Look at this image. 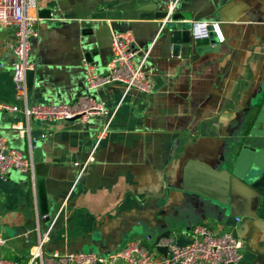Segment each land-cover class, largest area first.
<instances>
[{"label":"crops","instance_id":"1","mask_svg":"<svg viewBox=\"0 0 264 264\" xmlns=\"http://www.w3.org/2000/svg\"><path fill=\"white\" fill-rule=\"evenodd\" d=\"M165 8V0H36L28 105L74 102L84 88L83 62L104 72L112 33L132 34L134 63L147 54L142 71L152 91L99 87L94 95L107 113L86 125L26 124L21 112L0 111L6 144L32 159L36 148L47 166L45 215L35 170L0 180L2 257L25 263L38 229L49 230L45 254L107 255L140 240L158 261L163 255L149 242L166 233L159 242L184 245L197 225L215 235L231 232L226 219L232 216L243 244L237 264H263L264 198L233 170L248 130L261 125L255 120L264 98V0H180L169 26L216 22L222 36L193 43L186 56L172 55L162 19L93 17L110 9ZM13 32L0 27V103L21 110L8 47ZM205 46L212 51L196 55L194 48Z\"/></svg>","mask_w":264,"mask_h":264},{"label":"built area","instance_id":"2","mask_svg":"<svg viewBox=\"0 0 264 264\" xmlns=\"http://www.w3.org/2000/svg\"><path fill=\"white\" fill-rule=\"evenodd\" d=\"M179 1L165 0L166 16L162 20V26L171 22ZM35 8L36 0H0V27L14 29L13 42L8 44L14 56L12 81L15 99L23 104L20 110L17 105L0 103L1 112L6 114L21 112L26 124L33 120L41 124L75 121L86 125L93 117L107 113L103 104L94 95L99 87L117 84L123 87L125 94L131 91L149 94L152 91V84L142 71L147 54L138 64L134 63V53L131 49L132 34L112 33L111 57L105 65L104 72L100 73L97 67L84 61V88L74 102L28 105L25 77L26 72L33 69L29 52L38 35L33 17ZM212 34L217 42L222 41L216 22H190V37L193 42L209 40ZM19 131L23 132L22 127ZM103 136L104 132H101L98 141ZM33 170L32 157H25L19 150L8 146L0 136V180L5 179L11 171L32 174ZM48 236L49 230L41 233L36 229V241L23 264H237L243 257V244L234 238L230 231L215 235L205 225L193 227L190 241L184 245H176L168 239L161 240L158 246L166 247L167 252L158 261L154 258L156 254H149L140 240L129 242L121 250L107 255L94 252L45 254L43 248ZM4 244L5 240L0 235V250ZM0 264L22 263L0 255Z\"/></svg>","mask_w":264,"mask_h":264},{"label":"water","instance_id":"3","mask_svg":"<svg viewBox=\"0 0 264 264\" xmlns=\"http://www.w3.org/2000/svg\"><path fill=\"white\" fill-rule=\"evenodd\" d=\"M166 16V11H134V10H105L94 14V19L102 20H140V21H152L157 19H164ZM173 16L171 17V22H173ZM167 27L170 30V41L172 44L171 52L173 56L182 55L186 56L192 50V44L195 43L190 37V28L170 25L166 23L161 28ZM211 46L194 48L196 55L200 56L206 52L212 51ZM29 72L26 75L29 76ZM78 118H75V120ZM256 122H261L259 128L252 126L248 133L245 135L239 152V157L233 170V175L236 176L241 182L248 186L251 190L258 193L264 198V98L260 110L256 116ZM33 162L34 170L38 175L37 180V191L38 200L40 206L41 215L47 213L46 209V196L44 190V177L46 175L47 166L42 163L41 158L38 156V150L33 149ZM37 154V155H36ZM226 224L233 230L231 234L234 238H237L234 225L235 218L228 216L226 219ZM168 234H163L153 243L148 244L153 247V252L161 253L165 255L167 252L166 247H159L158 243L161 238H167ZM264 264V261H262Z\"/></svg>","mask_w":264,"mask_h":264}]
</instances>
